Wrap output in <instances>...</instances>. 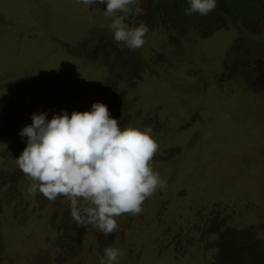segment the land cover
<instances>
[{
  "label": "rangeland",
  "instance_id": "1",
  "mask_svg": "<svg viewBox=\"0 0 264 264\" xmlns=\"http://www.w3.org/2000/svg\"><path fill=\"white\" fill-rule=\"evenodd\" d=\"M141 6L145 15L148 0ZM104 10L0 0V264H100L110 246L124 252L118 264H216L225 226L264 235V89L249 80L264 43L246 40L231 61L234 27L202 38L133 18L149 31L132 50ZM95 102L122 128H153V167L167 182L109 235L78 226L67 198L30 195L16 163L33 114L50 120Z\"/></svg>",
  "mask_w": 264,
  "mask_h": 264
},
{
  "label": "clouds",
  "instance_id": "2",
  "mask_svg": "<svg viewBox=\"0 0 264 264\" xmlns=\"http://www.w3.org/2000/svg\"><path fill=\"white\" fill-rule=\"evenodd\" d=\"M87 7L106 4L114 40L129 49L144 46L148 27H130V15L143 9L139 0H76ZM216 0H189L186 15H206ZM26 146L16 158L18 168L31 181L30 195L42 194L49 201L65 197L70 214L80 227L94 226L105 235L119 228L117 218L138 215L144 202L167 187L153 167L159 143L151 126H120L104 103L95 102L91 111L61 112L46 119L33 114L31 124L20 130ZM123 250L104 249L100 264H118Z\"/></svg>",
  "mask_w": 264,
  "mask_h": 264
},
{
  "label": "trees",
  "instance_id": "3",
  "mask_svg": "<svg viewBox=\"0 0 264 264\" xmlns=\"http://www.w3.org/2000/svg\"><path fill=\"white\" fill-rule=\"evenodd\" d=\"M142 3L143 0H139L141 8ZM94 5L106 9V4ZM148 5L150 10L145 15H130L127 21L142 18L165 24L168 32L184 36L193 30L202 38L213 35L219 29H238L229 52L231 61L241 55L246 40L255 37L264 43V0H216L215 9L206 15H186L189 0H148ZM252 65L253 74L249 80L264 89V61L257 59ZM216 225L221 227L225 224L218 221ZM217 241L216 264H264V235L257 231L227 225L219 230Z\"/></svg>",
  "mask_w": 264,
  "mask_h": 264
}]
</instances>
